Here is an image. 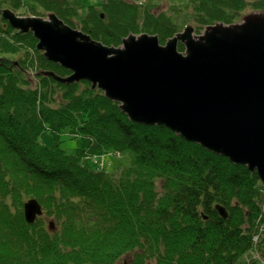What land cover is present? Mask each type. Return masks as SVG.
<instances>
[{"label":"trees","instance_id":"16d2710c","mask_svg":"<svg viewBox=\"0 0 264 264\" xmlns=\"http://www.w3.org/2000/svg\"><path fill=\"white\" fill-rule=\"evenodd\" d=\"M32 1L107 45L143 31L163 43L190 19L198 30L238 21L247 9L264 12V0H186L159 16L144 5L143 18L127 0H101L99 8ZM24 5L38 12L30 0H0V55H17L0 59V264H246L247 257L253 264L250 252L264 241V186L256 172L165 126L130 121L87 80L40 75L32 86L31 71H70L46 60L31 32L19 33L1 16L5 6L19 13ZM43 129L68 131L79 145L73 153L47 146ZM102 152H125L128 163L111 172L95 158ZM30 197L44 212L33 223L23 213Z\"/></svg>","mask_w":264,"mask_h":264},{"label":"water","instance_id":"95a60500","mask_svg":"<svg viewBox=\"0 0 264 264\" xmlns=\"http://www.w3.org/2000/svg\"><path fill=\"white\" fill-rule=\"evenodd\" d=\"M1 15L20 33H32L46 60L70 71L39 69L34 75L67 84L87 80L118 102L130 121L165 126L256 172L264 185L263 11L208 24L200 33L187 25L163 44L157 34L130 32L120 45L104 44L54 12L19 15L5 7ZM215 209L228 216L222 205ZM23 213L33 223L43 208L32 197ZM49 227L54 229L53 220Z\"/></svg>","mask_w":264,"mask_h":264},{"label":"rangeland","instance_id":"374dc122","mask_svg":"<svg viewBox=\"0 0 264 264\" xmlns=\"http://www.w3.org/2000/svg\"><path fill=\"white\" fill-rule=\"evenodd\" d=\"M30 1H31V3H33L35 5V9L38 12H36V14H34L29 9H26V6L24 5L22 8L18 9V12L21 15H34V16L47 17V15L50 13L49 11L43 10L36 2H34L32 0H30ZM83 1H85V3H88V4L98 6V8L100 7V5L102 3L101 0H83ZM127 1H132V2L138 3L139 10H140L139 16L143 18L144 11H145L144 5H151V7L148 9V12L159 16L161 14V12L167 13L169 11V8L171 5L184 4L186 0H127ZM249 11H250V9H247V11H244L242 14L244 15L245 13H248ZM37 14H40V15H37ZM241 16L239 17V19L241 18ZM187 25H191L194 28L195 33H200L204 28V27H201V29L197 30L195 22L193 21V19H190L187 22V24L184 25L181 28V30H179V31H182L185 28V26H187ZM179 31H177V32H179ZM150 34H155V33H150ZM159 41H160V39H159ZM165 41L163 43H165ZM160 43H162V42L160 41ZM178 48H179V45H178ZM183 49H184V46H183ZM3 56H8L10 61L17 60V55H6V54L0 55V59L3 58ZM56 64H58V63H56ZM28 79H29L30 84L32 86H35V84H37V79L33 78L31 75H30V77L28 76ZM40 141L42 143L46 144L47 146H53L54 144L57 143L69 153H73L75 151L74 149L79 145L78 138L72 137L68 131H63V132H60L58 134H54L49 129H43V131L40 134ZM95 158L100 162V164H102V165L104 164L105 166H107L111 172L118 170L122 165L127 164L128 160H129V156L125 152H116V155L112 154L111 152H109V153L102 152L99 154H95ZM263 193H264V191H263ZM260 238H262V237H260ZM258 241H260L259 237H257L256 243H258ZM254 252H255V255H254V263L253 264H264V241L262 242L260 249L255 246ZM254 252H250V257L253 255ZM125 259H127V257H125Z\"/></svg>","mask_w":264,"mask_h":264}]
</instances>
